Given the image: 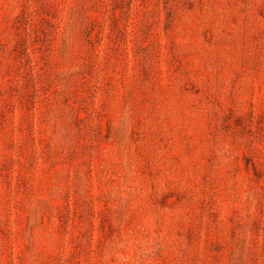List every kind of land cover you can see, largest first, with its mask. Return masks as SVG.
<instances>
[{
  "label": "rangeland",
  "instance_id": "1",
  "mask_svg": "<svg viewBox=\"0 0 264 264\" xmlns=\"http://www.w3.org/2000/svg\"><path fill=\"white\" fill-rule=\"evenodd\" d=\"M0 264H264V0H0Z\"/></svg>",
  "mask_w": 264,
  "mask_h": 264
}]
</instances>
